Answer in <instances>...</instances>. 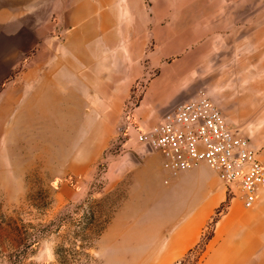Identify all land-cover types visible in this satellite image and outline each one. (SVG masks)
Wrapping results in <instances>:
<instances>
[{"label":"rangeland","instance_id":"obj_1","mask_svg":"<svg viewBox=\"0 0 264 264\" xmlns=\"http://www.w3.org/2000/svg\"><path fill=\"white\" fill-rule=\"evenodd\" d=\"M72 1L0 0V12L6 14L0 21L5 22L2 30L7 34L0 29V264H58L54 248L62 239L52 230L53 223L64 214L80 216V205L100 199L102 212L110 202L116 207L105 213L110 219L86 250L89 255L81 256V264H139L140 229L164 227L157 204L167 197L180 208L193 203V195L170 191L176 176L157 169L158 158L160 166L162 162L158 153L150 160L154 174L141 173L143 158L154 152H144L134 132L149 127L166 110L147 127L139 123L143 116L140 100L148 79L157 73L166 79V93H175L178 102L204 93L262 159L264 0H245L244 11L238 10L241 1L236 0H196L190 7L179 5L185 0H117L116 16L123 24L139 32L141 20L148 22L140 59L143 76L111 116L107 114L111 107L98 106L97 92L86 87L70 92L71 97H79V105L70 107L76 109L70 110V117L81 118H44L45 106L35 105L32 89L41 71L28 75L30 59L41 42H30L23 34L9 35V27L14 15L22 21L36 16L38 24L50 19L55 26V14L61 11H51L54 3L66 12ZM203 1L215 2L218 10L203 9ZM97 14L93 12L92 17ZM91 21L81 16L78 24ZM176 30L183 39L180 48L154 59L156 36L167 39ZM166 43L159 46L166 47ZM75 70L81 78L91 71L86 67ZM83 99L84 106L80 105ZM93 114L95 118H88ZM127 153L138 163L133 164ZM200 179L216 182L205 167ZM225 193L224 202L202 228L200 241L173 264L201 263L216 220L232 197L239 198L236 190ZM63 243L67 245V240Z\"/></svg>","mask_w":264,"mask_h":264},{"label":"crops","instance_id":"obj_2","mask_svg":"<svg viewBox=\"0 0 264 264\" xmlns=\"http://www.w3.org/2000/svg\"><path fill=\"white\" fill-rule=\"evenodd\" d=\"M236 1H241L237 6L238 10L244 11L245 0ZM128 2L126 7H129ZM196 2L185 0L179 2V5L190 7L196 5ZM119 5L122 9L125 8L124 5ZM117 6V0H73L69 4L70 8L63 12L54 3L51 11H61L55 14V26L50 19H46L45 24H38L34 15L28 21H22L18 15L13 16L15 20L9 27V35L23 34L30 42H41L30 59L28 75L33 76L35 72L41 71V76L37 78L32 89L36 92L35 105L45 106L44 118H81L70 117V110L76 111L70 107L79 105V97H71L70 92L86 90V87L88 91L92 89L97 92L98 106L111 107L107 112L111 116L127 97L134 82L143 76L140 59L143 54L142 47L148 39V22L142 19L141 29L139 32L135 31L131 24H123V20L117 18ZM224 7L229 10L228 6ZM203 9L218 10L215 2L207 1H203ZM95 11L98 14L92 17ZM5 15L0 12V20L5 19ZM81 16L92 21L80 27L78 20ZM184 18L190 20L186 16ZM143 21L145 24H142ZM0 23V29H5V22ZM43 29H46L45 32H42ZM57 32L61 34L58 35ZM2 33L7 35L4 30ZM169 36L167 39L163 35L156 36L154 59L163 58L168 50L180 48L183 42L180 31L176 30ZM165 40L166 47L159 46ZM80 67L89 68L91 71L84 72L85 77L81 78L75 70ZM165 82L162 73L155 74L147 81L139 106L143 114L139 123L144 127L149 126L155 115L178 103L175 93H166ZM101 98H104L102 102ZM84 102L86 100L83 99L80 105L84 106ZM223 112L226 113L225 108ZM88 118H95V115ZM156 156L159 157L154 152L143 158L144 168L141 173L144 171L154 174L150 169V160ZM260 156L264 162V149ZM157 162V169L160 170L162 167L159 158ZM202 167L214 174L216 182L212 184L200 179ZM175 176L170 191H183L193 195V203L187 208H180V205L167 197L166 201L157 204L158 216L163 219L164 227L140 229L139 241L142 250L139 264H173L187 254L200 241L202 228L226 198L224 185L204 164ZM139 178L137 176L136 181ZM172 226L175 227L171 229ZM200 264H264V187L257 191L251 208H245L240 197L230 199L226 211L220 214L214 224Z\"/></svg>","mask_w":264,"mask_h":264},{"label":"built area","instance_id":"obj_3","mask_svg":"<svg viewBox=\"0 0 264 264\" xmlns=\"http://www.w3.org/2000/svg\"><path fill=\"white\" fill-rule=\"evenodd\" d=\"M135 132V142L158 153L161 167L171 176L204 164L227 192L238 191L245 208L254 205L257 191L264 187V163L240 129L229 125L202 92L174 104L149 127Z\"/></svg>","mask_w":264,"mask_h":264},{"label":"trees","instance_id":"obj_4","mask_svg":"<svg viewBox=\"0 0 264 264\" xmlns=\"http://www.w3.org/2000/svg\"><path fill=\"white\" fill-rule=\"evenodd\" d=\"M102 199L80 205L81 214L73 217L69 214L60 216L52 225V230L60 233L61 243L56 244L54 254L58 264H81V256H88L86 250L94 240L101 234L105 224L110 217L105 214L109 210H114L116 203L110 202L106 210H100L99 203ZM84 205V206H83ZM112 210V211H113ZM101 217H106L100 222ZM67 240V245L63 241ZM34 264V263H29Z\"/></svg>","mask_w":264,"mask_h":264},{"label":"water","instance_id":"obj_5","mask_svg":"<svg viewBox=\"0 0 264 264\" xmlns=\"http://www.w3.org/2000/svg\"><path fill=\"white\" fill-rule=\"evenodd\" d=\"M146 147H147V145H142L141 146V148H142V150L144 152H148V153L152 152L151 150H147ZM126 156L133 164H137L138 163V160L136 159V157L133 154L127 153Z\"/></svg>","mask_w":264,"mask_h":264}]
</instances>
